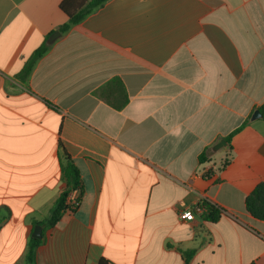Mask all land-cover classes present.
Wrapping results in <instances>:
<instances>
[{
  "label": "crops",
  "instance_id": "0c3cea01",
  "mask_svg": "<svg viewBox=\"0 0 264 264\" xmlns=\"http://www.w3.org/2000/svg\"><path fill=\"white\" fill-rule=\"evenodd\" d=\"M63 1L0 0V264L38 226L35 264H264V0H109L48 44ZM65 152L84 191L51 227Z\"/></svg>",
  "mask_w": 264,
  "mask_h": 264
},
{
  "label": "trees",
  "instance_id": "16d2710c",
  "mask_svg": "<svg viewBox=\"0 0 264 264\" xmlns=\"http://www.w3.org/2000/svg\"><path fill=\"white\" fill-rule=\"evenodd\" d=\"M109 0H64L60 4L61 10L67 15V22L63 24L59 32L61 34L68 33L74 26L81 23L86 17L97 11ZM49 50V46L43 44L39 47L31 59H29L23 68V79H26L31 74L37 61L43 57ZM128 103V98L121 101L117 109L123 108ZM260 112L264 117V104L260 107ZM231 135L227 137V141L230 142ZM207 153V154H206ZM209 154L208 150L201 156V161L207 160ZM62 179L66 185L64 191L61 193L59 198L56 200L54 205L49 211V217L47 219L49 226H54L61 218L62 214L71 210L66 204V199L70 192L79 190L81 193V200L83 196V183L78 168L73 162L71 156L68 153H64V162L61 165ZM202 206L206 209V218H211L215 221L222 211L216 207L210 205L206 201H202ZM246 210L256 219L264 221V183L259 184L245 199ZM40 241L37 239H31L29 249L26 255L27 264H35V252ZM100 264H105L101 261Z\"/></svg>",
  "mask_w": 264,
  "mask_h": 264
},
{
  "label": "water",
  "instance_id": "95a60500",
  "mask_svg": "<svg viewBox=\"0 0 264 264\" xmlns=\"http://www.w3.org/2000/svg\"><path fill=\"white\" fill-rule=\"evenodd\" d=\"M61 36V32L56 31L54 32L51 37L48 40V44H52L58 37ZM262 117V114L258 111L255 110L253 115L251 116V121H255L259 118ZM228 149V144L224 139H220L219 141H217L212 147L209 148L208 150V154L209 155H214L216 153H218L221 150H227ZM33 237L35 239H41L42 235H41V227H36L35 231L33 233Z\"/></svg>",
  "mask_w": 264,
  "mask_h": 264
},
{
  "label": "built area",
  "instance_id": "2783aa9c",
  "mask_svg": "<svg viewBox=\"0 0 264 264\" xmlns=\"http://www.w3.org/2000/svg\"><path fill=\"white\" fill-rule=\"evenodd\" d=\"M81 203V193L79 190H74L69 193L67 199H66V204L71 207V210H68L69 212H74L78 209ZM199 212H205L206 209L202 206V203L198 207ZM180 217L183 220L186 221H193L195 219V213L193 210H184L181 214Z\"/></svg>",
  "mask_w": 264,
  "mask_h": 264
}]
</instances>
